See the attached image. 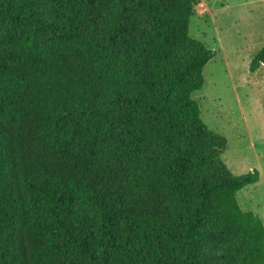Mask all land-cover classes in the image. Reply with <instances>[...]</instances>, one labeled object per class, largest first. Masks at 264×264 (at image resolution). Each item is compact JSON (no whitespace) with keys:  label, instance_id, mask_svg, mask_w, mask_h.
<instances>
[{"label":"trees","instance_id":"obj_1","mask_svg":"<svg viewBox=\"0 0 264 264\" xmlns=\"http://www.w3.org/2000/svg\"><path fill=\"white\" fill-rule=\"evenodd\" d=\"M201 2L0 0V264H264L260 173L193 99Z\"/></svg>","mask_w":264,"mask_h":264},{"label":"rangeland","instance_id":"obj_2","mask_svg":"<svg viewBox=\"0 0 264 264\" xmlns=\"http://www.w3.org/2000/svg\"><path fill=\"white\" fill-rule=\"evenodd\" d=\"M190 36L216 53L193 99L206 125L227 138L222 160L230 171H259V182L239 191L237 200L264 223V67L250 70L264 48V0H202Z\"/></svg>","mask_w":264,"mask_h":264}]
</instances>
